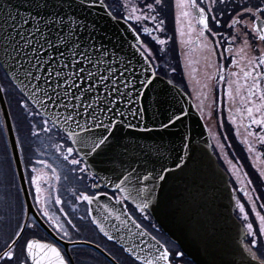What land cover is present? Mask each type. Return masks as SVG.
Returning a JSON list of instances; mask_svg holds the SVG:
<instances>
[{
	"label": "snow or ice",
	"instance_id": "obj_1",
	"mask_svg": "<svg viewBox=\"0 0 264 264\" xmlns=\"http://www.w3.org/2000/svg\"><path fill=\"white\" fill-rule=\"evenodd\" d=\"M175 6L178 23L183 17L188 25L187 33L179 29L182 38L189 36L181 43L198 44L205 69L215 70L205 72L204 85L214 94L213 102L228 105L230 123L236 135L243 129L249 152L254 150L251 141L264 148V0H175ZM169 7V0H0V99L14 97L19 110L13 114L15 124L7 122L5 111L0 137L5 130L26 129L25 139L18 136L13 142L12 155L7 141L0 150V264H73L58 246L62 241L85 244L107 264H188L185 251L163 239L152 213L170 177L195 172L189 165L196 163V149L182 135L170 168L164 145L137 134L153 130L147 124L148 108L140 102L147 95L142 89L156 82L144 76L153 74L146 62L162 61L155 67L165 75L178 71V62L171 63L165 49L153 50L173 40L166 35ZM105 18L122 20L125 31L134 33L130 55H122L127 41L102 26ZM179 112L159 127L175 126L182 120L183 109ZM124 128L130 131L121 135ZM25 151L32 156L25 159ZM13 160L25 164L22 178L34 189L35 207L51 226L53 242L26 236L38 219L28 222L20 199L28 189L16 184L20 173ZM62 174L76 185L68 201L57 187ZM257 179L264 180V171ZM248 185L251 179L232 191L244 192L258 226L234 198L245 225L239 251L247 264H264V215L257 211L255 188L249 196ZM80 205L85 214L76 216ZM85 222L112 247L91 238L73 239ZM191 230L210 257L207 264H235L225 258L213 223L197 221ZM81 255L101 264L97 255Z\"/></svg>",
	"mask_w": 264,
	"mask_h": 264
},
{
	"label": "water",
	"instance_id": "obj_2",
	"mask_svg": "<svg viewBox=\"0 0 264 264\" xmlns=\"http://www.w3.org/2000/svg\"><path fill=\"white\" fill-rule=\"evenodd\" d=\"M101 24L109 31V34L117 32L127 41L123 45L122 55H130L133 49H130L128 44L135 43L132 39L134 33L125 31L127 26L124 22L105 18ZM133 59L135 62L139 57ZM146 67L153 74L149 75L145 72L144 76L156 82L151 87L142 89L147 95L141 97L140 102L148 108L147 124L153 130L137 134L150 142L155 141L164 145L167 157L164 162L170 168L173 167L172 160L180 149L182 135L187 136L189 139L186 142L196 149V163L189 165V168H194L195 172L178 173L176 177L169 178L161 193V205L152 213L153 223L171 242L185 251L187 259L193 264H207L210 257L204 254L200 242L194 237L192 225L197 221L213 223L217 230L216 237L220 247L228 253L225 258L234 260L235 264H247V260L240 255L239 251V241L243 239L242 233L245 228L234 215L235 194L227 174L218 165L213 155L209 132L202 117L192 100L177 85L168 83L169 80L157 75L150 63L146 62ZM158 99L161 101L160 104L156 103ZM179 109H183L182 120L168 129H161L159 125L161 122H166L168 115L172 112L181 114ZM5 111L9 113L3 98L0 99V125L5 122ZM7 122L12 124L10 114L7 116ZM129 131L124 128L121 129L120 134L123 135ZM3 135L8 142L9 155H12L13 142L16 140L14 128L11 132L5 130ZM15 154L20 155L18 147L15 149ZM13 166L20 173L17 175L19 186L27 189L25 179L22 178L21 163L17 166L16 160H13ZM22 193L27 212L36 216L28 193L23 191ZM38 223H41L39 219ZM40 251L37 248V254Z\"/></svg>",
	"mask_w": 264,
	"mask_h": 264
},
{
	"label": "flooded vegetation",
	"instance_id": "obj_3",
	"mask_svg": "<svg viewBox=\"0 0 264 264\" xmlns=\"http://www.w3.org/2000/svg\"><path fill=\"white\" fill-rule=\"evenodd\" d=\"M170 7L166 10V35L167 37H172L173 40H169L165 45L156 44L154 47V52L156 48H163L167 52V59L174 65L178 62V71L173 74L169 72L167 75L164 72H158L155 65L162 64V61H155L150 63L155 71V73L167 80H172V83L177 85L194 103L197 111L203 119L205 126L209 132L212 152L217 160L219 166L225 171L229 178V183L231 189L234 188H244L248 179L252 180V185H248L249 196L253 195L252 189L255 188L254 195L259 197L257 203V211H260L264 215V208L260 207V204L264 203V180H258V174L260 171H264V148L251 141L253 144V152H249L248 144L244 143L245 136L243 135V129H240L241 135H236V126L230 123L228 118V105L221 100L219 103H214V94H209L207 88H205L206 79L205 72H212L214 74V69H205L204 61L202 59L201 49L195 42L192 44L181 43V39L187 41L189 36L185 35L183 38L179 35V29H183L186 33L188 31L187 20L183 17L180 18L178 23L177 14L180 9L176 8L175 0H169ZM134 23V22H133ZM150 26V25H149ZM157 35V33H153ZM162 38H164L162 36ZM194 40L195 37L193 36ZM174 41V42H173ZM215 60V57H213ZM223 64V61H221ZM14 98V97H12ZM5 102L7 104L8 110L10 112L9 101L10 97H5ZM238 106V105H237ZM11 114V112H10ZM239 122V121H238ZM244 123H247L245 120ZM16 138L19 136L14 128ZM20 138V137H19ZM5 143L4 135L0 137V150L3 149ZM223 144L224 147L221 148L219 145ZM19 150V148H18ZM9 154V151H8ZM20 154V150H19ZM25 154V153H24ZM24 158L27 159L24 155ZM35 159V157H32ZM231 160L232 163L229 164L228 161ZM23 174L25 173V164L21 163ZM12 167L14 169L13 163ZM47 173V170H43ZM59 171V170H58ZM245 173L247 175H245ZM49 175H45L44 179H48ZM26 187L28 189V196L32 206V209L41 223H37L36 227L29 229L26 233L28 239L37 241L38 243H49L53 242V235L51 233V226L47 223L46 219L39 216L38 211L35 207V202L33 200V187L27 183L25 179ZM16 184L19 186V182L16 176ZM58 188L63 192L62 199L65 201L71 200L70 191H74L76 188L75 182L69 177L67 180L64 179L63 174L61 175V181L57 185ZM235 199L241 201L245 206V211L248 213L249 221L255 222L254 227L258 226V221L256 220L255 213L251 210V204L248 202V198L245 196L244 192L236 191ZM46 194V193H45ZM20 199L24 202L25 212L27 213L28 222L31 223V218L34 217L32 214L27 212V206L25 203L24 195L20 192ZM59 207V206H57ZM65 211H70V207L67 203L64 205ZM86 208L84 205L78 207L76 216L84 215ZM235 217L245 228L243 223V215L239 214L238 208L235 206ZM86 223L85 228L81 231L79 235H73L75 240H88L91 238L97 243H101L102 246L112 247V243L106 241L98 231L94 229L90 223ZM163 239L168 240L167 237L160 231ZM58 239V238H57ZM62 250H67L68 255L73 257V264H80L82 260H88L91 264L90 257L83 256L81 253H91L92 255L99 256V253L92 252V249L85 244H68L66 241H62L58 245ZM101 264H107V261L103 256H99ZM188 264H193L189 259Z\"/></svg>",
	"mask_w": 264,
	"mask_h": 264
},
{
	"label": "rangeland",
	"instance_id": "obj_4",
	"mask_svg": "<svg viewBox=\"0 0 264 264\" xmlns=\"http://www.w3.org/2000/svg\"><path fill=\"white\" fill-rule=\"evenodd\" d=\"M9 106H10V112H11V117H12V120H13V123L15 124L16 123V120L14 118V115L13 114H16L18 115L19 113V110L16 106V103H15V98H12L10 97V102H9ZM19 134V137L21 140H24L25 139V134H26V129L25 128H22L20 132H17ZM26 155V157H31L32 156V153L29 152V151H25L24 152Z\"/></svg>",
	"mask_w": 264,
	"mask_h": 264
},
{
	"label": "trees",
	"instance_id": "obj_5",
	"mask_svg": "<svg viewBox=\"0 0 264 264\" xmlns=\"http://www.w3.org/2000/svg\"><path fill=\"white\" fill-rule=\"evenodd\" d=\"M12 118V117H11ZM13 121V120H12Z\"/></svg>",
	"mask_w": 264,
	"mask_h": 264
}]
</instances>
